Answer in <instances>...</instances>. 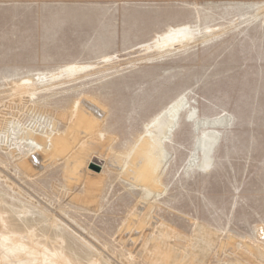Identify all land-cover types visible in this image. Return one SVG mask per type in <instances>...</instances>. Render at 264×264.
<instances>
[{"label":"rangeland","instance_id":"1","mask_svg":"<svg viewBox=\"0 0 264 264\" xmlns=\"http://www.w3.org/2000/svg\"><path fill=\"white\" fill-rule=\"evenodd\" d=\"M182 97L153 188L109 164ZM78 102L103 116L89 134ZM53 137L79 174L22 167ZM0 212L81 264H155L158 242L171 264H264V0H0Z\"/></svg>","mask_w":264,"mask_h":264},{"label":"bare ground","instance_id":"2","mask_svg":"<svg viewBox=\"0 0 264 264\" xmlns=\"http://www.w3.org/2000/svg\"><path fill=\"white\" fill-rule=\"evenodd\" d=\"M187 36L188 34L185 32H177L169 38L162 40L159 47H172L176 43H180L182 40L187 39ZM185 101L186 100L183 97L175 100L169 109L163 114L158 115L146 126V134L142 138L134 156L128 164L124 161L122 162L121 158L112 153L108 154L109 164L117 167L120 166L123 170L122 173L127 178H131L133 182L153 188L155 174L160 166V161H158V159L164 158L163 140L167 138L168 133L174 128L179 111L186 109L187 103ZM93 106L86 102H78L75 107L74 113L76 123L79 127L83 128V130H81L82 134L93 132L94 124L98 120H102L100 119V116H102L101 113L95 106ZM187 114L189 117H194L196 115L195 109L189 110ZM215 123H217V121L211 122V124ZM216 137L217 135H205V142L203 143V145L205 144V160L198 166L201 170H206L210 166V161L207 160L208 154L212 142L216 140ZM30 139L35 145L34 150L31 152L34 159L29 156L27 162L22 163V167L26 171H31L34 167L36 169L39 167L38 165H41L54 157L70 154L69 157H71V160L69 165L71 172L75 175L80 173L81 166L79 152L76 151L77 153H75L73 151V147L71 146L72 143L62 137H53L49 140L51 150H46L47 145L45 140L42 141L38 138ZM209 139L210 141L207 144L206 140ZM96 146L97 145L92 142L88 144L87 149L91 148L90 150H93ZM35 163L37 165H35ZM13 221L12 218L5 216L3 212H0V264H81L80 258L68 257L64 247L58 249L56 248V245L49 246L45 235H41L37 238L35 232H29L28 236L23 240L22 238L14 237V232H23L26 230L27 225L20 224L19 226L16 223L13 224ZM160 230L165 235L172 234V230L165 225L161 226ZM169 253L170 252L167 250V246L164 245V242H158L149 252V259L155 264H171L169 260L165 261L166 256H168ZM257 253H259L261 257H264L259 251ZM88 261L89 264H101V260L99 261L97 259H90ZM172 264H175V262Z\"/></svg>","mask_w":264,"mask_h":264}]
</instances>
